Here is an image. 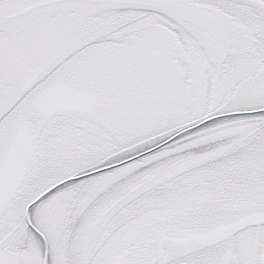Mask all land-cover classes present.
I'll return each instance as SVG.
<instances>
[{"label": "snow or ice", "instance_id": "snow-or-ice-1", "mask_svg": "<svg viewBox=\"0 0 264 264\" xmlns=\"http://www.w3.org/2000/svg\"><path fill=\"white\" fill-rule=\"evenodd\" d=\"M0 264H264V0H0Z\"/></svg>", "mask_w": 264, "mask_h": 264}]
</instances>
